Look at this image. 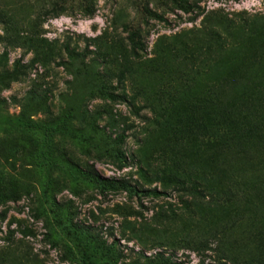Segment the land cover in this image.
<instances>
[{
  "label": "rangeland",
  "instance_id": "1",
  "mask_svg": "<svg viewBox=\"0 0 264 264\" xmlns=\"http://www.w3.org/2000/svg\"><path fill=\"white\" fill-rule=\"evenodd\" d=\"M185 1L0 0V264H264V0Z\"/></svg>",
  "mask_w": 264,
  "mask_h": 264
},
{
  "label": "trees",
  "instance_id": "2",
  "mask_svg": "<svg viewBox=\"0 0 264 264\" xmlns=\"http://www.w3.org/2000/svg\"><path fill=\"white\" fill-rule=\"evenodd\" d=\"M178 8L184 12L185 14H192L195 10V8L186 2L185 0H173ZM234 2H241L243 0H232ZM89 9V8H87ZM146 13L160 21H163V18L160 17L157 14H153L152 12L146 10ZM126 30L129 31V41L132 46V49L134 52L137 54L138 52H144L146 50L145 44L142 43L140 40V37L137 33V29L135 27H126ZM65 53L67 54L68 60L71 64L76 66L75 72H73L76 75H84L83 71V65L85 64L87 60V56L85 52L83 53H76L73 51L70 46L65 47ZM5 63L8 62V56L7 54H4V60ZM91 88H95L99 95L104 98L105 100H108L110 102L116 103H124L126 105H130V101L127 98V96L123 95H118L117 93L113 92L111 87L106 86L105 84L95 81L90 84ZM8 123V122H5ZM227 127V126H226ZM120 141H123L121 138ZM90 180L94 183H96L102 190L105 191H113V192H118V191H123L127 193L131 197H137L139 199L148 197V198H155V199H160V198H168L169 195L164 192H159L157 190L155 191H148V190H140L134 186H131L130 184L126 182H119V181H108V180H103L101 179L97 174L93 173L90 175ZM1 216V214H0ZM168 264V263H167Z\"/></svg>",
  "mask_w": 264,
  "mask_h": 264
}]
</instances>
